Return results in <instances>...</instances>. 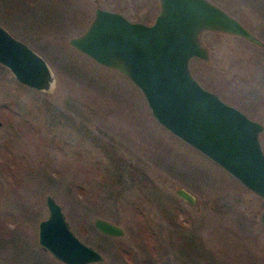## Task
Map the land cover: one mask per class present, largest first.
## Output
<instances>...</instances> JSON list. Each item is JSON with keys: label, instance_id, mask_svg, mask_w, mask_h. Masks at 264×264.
Masks as SVG:
<instances>
[{"label": "rangeland", "instance_id": "374dc122", "mask_svg": "<svg viewBox=\"0 0 264 264\" xmlns=\"http://www.w3.org/2000/svg\"><path fill=\"white\" fill-rule=\"evenodd\" d=\"M209 1L264 44V0ZM154 2L0 0V26L53 76L35 91L0 66V264H60L37 244L47 194L71 229L82 218L78 238L101 253L98 264H264L263 201L160 126L127 78L67 43L95 7L150 24ZM200 41L208 60L191 59V75L263 126L264 152V47L216 32ZM95 218L123 237L102 236Z\"/></svg>", "mask_w": 264, "mask_h": 264}, {"label": "water", "instance_id": "95a60500", "mask_svg": "<svg viewBox=\"0 0 264 264\" xmlns=\"http://www.w3.org/2000/svg\"><path fill=\"white\" fill-rule=\"evenodd\" d=\"M94 1V0H93ZM150 24L130 21L121 13L96 7L92 19L67 40L75 51L127 78L142 95L151 116L169 133L222 168L264 203L263 126L191 75L189 61L208 60L200 41L203 32L236 36L264 47L237 19L209 0H157ZM0 66L20 85L48 91L53 76L45 60L0 26ZM175 194L193 204L183 189ZM46 217L37 225V244L60 264H98L101 253L71 230L61 207L45 195ZM264 227V208L258 216ZM99 233L124 235L116 224L95 218Z\"/></svg>", "mask_w": 264, "mask_h": 264}, {"label": "trees", "instance_id": "16d2710c", "mask_svg": "<svg viewBox=\"0 0 264 264\" xmlns=\"http://www.w3.org/2000/svg\"><path fill=\"white\" fill-rule=\"evenodd\" d=\"M152 7V10H153V12H155L156 11V5H155V2H154V4H153V6H151ZM146 18V17H145ZM2 68V67H1ZM4 69V68H3ZM82 222H83V220H82V218L81 217H71L70 218V225H71V227H72V230H73V232L75 233V235L77 236V237H82V235H81V232L79 231V223H81L82 224ZM103 236V235H102Z\"/></svg>", "mask_w": 264, "mask_h": 264}, {"label": "flooded vegetation", "instance_id": "af4514ba", "mask_svg": "<svg viewBox=\"0 0 264 264\" xmlns=\"http://www.w3.org/2000/svg\"><path fill=\"white\" fill-rule=\"evenodd\" d=\"M95 8H96V7H95ZM95 8H94V9H95ZM98 8H99V7H98ZM94 9H93V12H94ZM116 12H117V11H116ZM211 92H212V90H211ZM213 93H214V92H213Z\"/></svg>", "mask_w": 264, "mask_h": 264}]
</instances>
